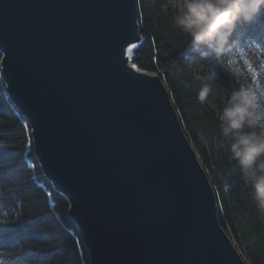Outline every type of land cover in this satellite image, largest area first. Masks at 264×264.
I'll list each match as a JSON object with an SVG mask.
<instances>
[{
  "label": "water",
  "instance_id": "water-1",
  "mask_svg": "<svg viewBox=\"0 0 264 264\" xmlns=\"http://www.w3.org/2000/svg\"><path fill=\"white\" fill-rule=\"evenodd\" d=\"M143 41L138 0H0L6 93L90 264H248Z\"/></svg>",
  "mask_w": 264,
  "mask_h": 264
},
{
  "label": "trees",
  "instance_id": "trees-1",
  "mask_svg": "<svg viewBox=\"0 0 264 264\" xmlns=\"http://www.w3.org/2000/svg\"><path fill=\"white\" fill-rule=\"evenodd\" d=\"M138 4L144 41L132 52L133 62L166 81L213 182L222 226L248 264H264V214L230 159L231 140L217 119L218 97L241 83L256 90V109L264 114V14L236 26L230 43H237L220 60L204 59L191 52L172 24L171 0ZM205 85L210 92L201 104L197 94ZM30 132L8 98L0 68V264H90L86 244L68 215V201L46 180L34 156Z\"/></svg>",
  "mask_w": 264,
  "mask_h": 264
},
{
  "label": "clouds",
  "instance_id": "clouds-1",
  "mask_svg": "<svg viewBox=\"0 0 264 264\" xmlns=\"http://www.w3.org/2000/svg\"><path fill=\"white\" fill-rule=\"evenodd\" d=\"M172 24L191 44V52L220 60L237 43L230 39L239 23H251L264 14V0H171ZM198 78V77H197ZM210 92L203 86L197 94L203 104ZM217 119L230 138V159L240 170L257 210L264 214V114L257 112L256 90L241 83L218 97Z\"/></svg>",
  "mask_w": 264,
  "mask_h": 264
},
{
  "label": "bare ground",
  "instance_id": "bare-ground-1",
  "mask_svg": "<svg viewBox=\"0 0 264 264\" xmlns=\"http://www.w3.org/2000/svg\"><path fill=\"white\" fill-rule=\"evenodd\" d=\"M122 78H123L122 84L124 87L126 84H128V85L131 84V87H134L135 82L137 81L136 76L127 72V71L123 72Z\"/></svg>",
  "mask_w": 264,
  "mask_h": 264
},
{
  "label": "rangeland",
  "instance_id": "rangeland-1",
  "mask_svg": "<svg viewBox=\"0 0 264 264\" xmlns=\"http://www.w3.org/2000/svg\"><path fill=\"white\" fill-rule=\"evenodd\" d=\"M131 55H132V53H131ZM158 74H159V73H158ZM159 75H160V74H159ZM160 76H161V75H160ZM162 79H163V78H162ZM163 80H164V79H163ZM164 82H165V85H166L167 83H166V81H165V80H164Z\"/></svg>",
  "mask_w": 264,
  "mask_h": 264
},
{
  "label": "snow or ice",
  "instance_id": "snow-or-ice-1",
  "mask_svg": "<svg viewBox=\"0 0 264 264\" xmlns=\"http://www.w3.org/2000/svg\"><path fill=\"white\" fill-rule=\"evenodd\" d=\"M133 67H135V65H133ZM250 67V66H249Z\"/></svg>",
  "mask_w": 264,
  "mask_h": 264
}]
</instances>
